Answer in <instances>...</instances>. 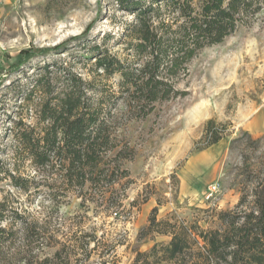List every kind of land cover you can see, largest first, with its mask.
I'll return each instance as SVG.
<instances>
[{
    "label": "rangeland",
    "instance_id": "374dc122",
    "mask_svg": "<svg viewBox=\"0 0 264 264\" xmlns=\"http://www.w3.org/2000/svg\"><path fill=\"white\" fill-rule=\"evenodd\" d=\"M134 20L115 0H0V204L47 238L25 250L0 249V264H174L162 259L161 246L151 254L170 241L148 231L153 216L196 234L223 229L222 212L252 207L264 181V5L250 25L191 62L178 86L184 96L158 104L143 120L120 116L118 104L117 135L132 156L109 200L90 185L88 200L67 191L20 148L17 127L43 136L48 126L38 119L46 95L36 79L50 77L56 93L69 73L94 80L98 90H117L120 76L100 77L91 47L131 61L127 28ZM210 120L224 132L211 146ZM58 250L62 258L52 260Z\"/></svg>",
    "mask_w": 264,
    "mask_h": 264
},
{
    "label": "trees",
    "instance_id": "16d2710c",
    "mask_svg": "<svg viewBox=\"0 0 264 264\" xmlns=\"http://www.w3.org/2000/svg\"><path fill=\"white\" fill-rule=\"evenodd\" d=\"M115 2L134 15V24L127 28L131 61H123L98 45L91 50L100 77L120 76L117 90H98L94 80L69 73L65 88L56 93L51 78L39 76L35 84L46 99L40 103L38 119L48 126L43 136L17 127L20 148L35 166L50 169L67 191L77 190L83 200L91 196L85 191L89 185L97 187L94 195L109 200L108 192L127 177L122 165L131 158L132 150L128 144L122 145L117 135L118 104H123L120 116L143 120L158 104L184 96L186 92L178 86L188 77L191 62L203 49L223 43L241 26L250 25L264 5V0ZM223 133L215 121H208L207 145L219 143ZM11 179L16 187L27 188L26 180ZM14 215L0 204V249L25 250L47 241L37 224ZM219 218L223 229H197L194 234L182 224L157 221L153 216L148 231L169 236L170 241L156 244L151 254L161 246L162 259L174 264H264V181L255 191L250 209L222 212ZM61 258L58 250L52 260ZM50 261L45 258L40 264Z\"/></svg>",
    "mask_w": 264,
    "mask_h": 264
},
{
    "label": "built area",
    "instance_id": "2783aa9c",
    "mask_svg": "<svg viewBox=\"0 0 264 264\" xmlns=\"http://www.w3.org/2000/svg\"><path fill=\"white\" fill-rule=\"evenodd\" d=\"M217 189H218L217 185H216V186H213V187L210 189L211 194L214 195L215 193H217Z\"/></svg>",
    "mask_w": 264,
    "mask_h": 264
}]
</instances>
